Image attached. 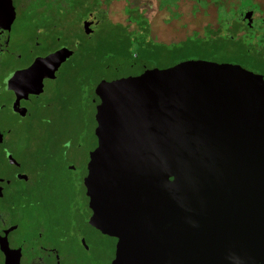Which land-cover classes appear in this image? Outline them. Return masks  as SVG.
I'll list each match as a JSON object with an SVG mask.
<instances>
[{
    "label": "water",
    "instance_id": "1",
    "mask_svg": "<svg viewBox=\"0 0 264 264\" xmlns=\"http://www.w3.org/2000/svg\"><path fill=\"white\" fill-rule=\"evenodd\" d=\"M9 11L0 0V21ZM94 99L84 185L91 223L119 241L113 264H264L261 74L185 60L102 79Z\"/></svg>",
    "mask_w": 264,
    "mask_h": 264
},
{
    "label": "flooded vegetation",
    "instance_id": "2",
    "mask_svg": "<svg viewBox=\"0 0 264 264\" xmlns=\"http://www.w3.org/2000/svg\"><path fill=\"white\" fill-rule=\"evenodd\" d=\"M53 1L10 0L12 11L0 21V264H113L119 241L90 220L92 210L84 185L89 153L72 163L66 158L61 162L65 173L83 186L81 204H77L69 192L43 181V168L50 157L40 153L42 145L29 132L39 128L36 110L49 105L53 83L84 38L92 36L97 23L90 14L98 9L94 7L80 19L82 37L74 40L72 5L59 10L60 4L53 6ZM256 2L250 10L246 8L250 17L262 11ZM59 49L70 55L53 73L45 63L35 69L32 78L25 76L33 62H54L38 59ZM132 63L125 62L130 67ZM255 73L264 77V70ZM117 77L101 79L109 82ZM38 88L41 91L35 92ZM117 264L133 262L121 259Z\"/></svg>",
    "mask_w": 264,
    "mask_h": 264
},
{
    "label": "rangeland",
    "instance_id": "3",
    "mask_svg": "<svg viewBox=\"0 0 264 264\" xmlns=\"http://www.w3.org/2000/svg\"><path fill=\"white\" fill-rule=\"evenodd\" d=\"M54 1L53 6L60 4L59 10L72 5L74 40L82 37L78 31L80 19L86 11L98 7L90 13L97 21L92 36L84 38L68 67L53 83L49 105L36 110L39 128L29 129L42 145L40 153L50 157L43 168V181L69 192L77 204H81L83 186L74 181L75 176L65 173L61 162L84 159L96 146L94 92L101 78L131 71L134 75L143 68L161 69L198 59L239 64L254 73L264 70L256 59L243 62L240 49L220 48L217 43L233 35L223 13L244 4H250V10L258 0H79L82 8L76 7L75 0ZM261 2L262 11L253 12L250 19L262 18L264 22ZM247 7L240 12H248ZM125 62H133L132 68H127Z\"/></svg>",
    "mask_w": 264,
    "mask_h": 264
},
{
    "label": "trees",
    "instance_id": "4",
    "mask_svg": "<svg viewBox=\"0 0 264 264\" xmlns=\"http://www.w3.org/2000/svg\"><path fill=\"white\" fill-rule=\"evenodd\" d=\"M252 1L254 2V0ZM249 5L250 4H244L240 6V8L233 7L231 13L227 11L223 13L225 20L231 24L230 29H232L233 35L224 36V39H221V41H223L217 43H220V48L223 46H234L237 50L240 49L243 57H245V60H242L243 62H253V59H256V62H259L260 66L264 69V22L262 18H258L254 21L250 19V21L247 22V19L242 17L240 12L241 9ZM260 5L263 7V4ZM217 9L218 8H216V10ZM244 37L247 42H245ZM238 42L239 45H237ZM259 44L260 47H258ZM256 47L258 48L255 49ZM251 50L252 52H250Z\"/></svg>",
    "mask_w": 264,
    "mask_h": 264
}]
</instances>
